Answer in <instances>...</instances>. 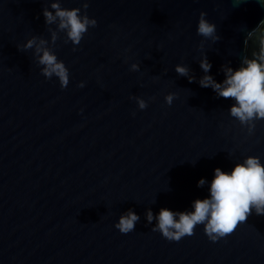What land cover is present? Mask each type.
<instances>
[{"label": "water", "instance_id": "1", "mask_svg": "<svg viewBox=\"0 0 264 264\" xmlns=\"http://www.w3.org/2000/svg\"><path fill=\"white\" fill-rule=\"evenodd\" d=\"M52 3L81 15L88 3L97 26L65 43L59 20L43 15H55ZM202 12L219 41L197 34ZM263 26L259 0H0V264H264L254 210L217 242L204 225L169 241L146 218L194 211L216 168L230 173L249 156L264 164V120L249 131L230 115L234 99L199 83L205 56L218 83L224 67L246 66ZM36 46L68 68L66 89L41 74ZM130 209L140 221L122 234L115 224Z\"/></svg>", "mask_w": 264, "mask_h": 264}, {"label": "clouds", "instance_id": "2", "mask_svg": "<svg viewBox=\"0 0 264 264\" xmlns=\"http://www.w3.org/2000/svg\"><path fill=\"white\" fill-rule=\"evenodd\" d=\"M264 3V0H259ZM52 11L45 10L43 15L46 23L53 24L59 20L58 28L66 32L67 40L75 46L80 45L88 29L95 28L97 21L90 19L86 14L89 7L84 3L85 14L81 15V9L71 10L61 9L59 3H52ZM207 13H201L198 23L197 34L206 39H211L213 43L220 40L216 35V25L210 23L205 17ZM256 33L253 29L249 36ZM259 51L253 53L252 59L245 58L239 70L231 67H224L225 80L218 83L213 76L207 75L212 69L207 57L201 61L200 67L205 75L200 80L202 88H211L219 97L224 99L232 98L236 101L230 109V115L239 120L241 125L249 127V131L255 128L254 121L264 120V27L259 29ZM58 36L52 34V41L55 44ZM41 40L40 44H46ZM36 45V38L29 40L24 49H31ZM202 46V45H201ZM76 48H73L75 51ZM43 53L40 55V53ZM36 53L40 56L39 64L44 66L42 75L48 79L54 76L58 78L62 88L66 89L70 83V73L68 68L49 49L36 46ZM132 71H139L138 64L131 65ZM175 71L180 76H189V69L177 66ZM195 81V77H189V82ZM79 87H84L81 83ZM176 98L175 94H169L165 100L169 106ZM135 99L141 110L148 107L145 100ZM207 183L205 179L198 182V187H203ZM192 207L194 211H171L167 208L160 209L158 216H154L151 209L147 211L146 218L149 224L156 220V226L151 230L159 232L169 241L179 242L184 237L194 235V230L198 225H204L205 234L208 238L217 242L232 234L240 223L246 222L253 210L257 216H264V164L258 157L249 156L243 163H237L234 169L224 172L220 168L214 171V179L211 181L210 198L197 199ZM140 216L133 210H129L122 215L119 222L115 224L122 234H128L136 229Z\"/></svg>", "mask_w": 264, "mask_h": 264}, {"label": "trees", "instance_id": "3", "mask_svg": "<svg viewBox=\"0 0 264 264\" xmlns=\"http://www.w3.org/2000/svg\"><path fill=\"white\" fill-rule=\"evenodd\" d=\"M264 27V26H263Z\"/></svg>", "mask_w": 264, "mask_h": 264}]
</instances>
